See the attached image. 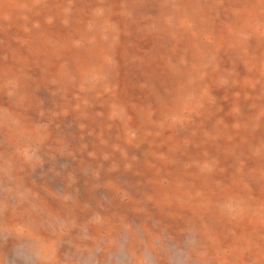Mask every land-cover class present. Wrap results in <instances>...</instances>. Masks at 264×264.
Here are the masks:
<instances>
[{"label": "rangeland", "instance_id": "obj_1", "mask_svg": "<svg viewBox=\"0 0 264 264\" xmlns=\"http://www.w3.org/2000/svg\"><path fill=\"white\" fill-rule=\"evenodd\" d=\"M263 180L264 0H0V264H264Z\"/></svg>", "mask_w": 264, "mask_h": 264}, {"label": "bare ground", "instance_id": "obj_2", "mask_svg": "<svg viewBox=\"0 0 264 264\" xmlns=\"http://www.w3.org/2000/svg\"><path fill=\"white\" fill-rule=\"evenodd\" d=\"M15 4H17V2H16ZM13 8H15V7L13 6ZM253 173H255V172H253ZM255 175H256V174H255ZM250 176H251V175H249V177H250ZM241 180H242V182H244L245 180H247V182H248V179H246V178H242ZM231 181H233V180H231ZM263 181H264V180H263ZM233 182H234V181H233ZM228 183H229V182H228ZM244 185H245V184H244ZM254 185H255V184H254ZM261 185H262V184H261ZM256 186H257V185H255L253 188H251V192L253 193V195L259 193L258 190H260V189H257ZM230 190H231V189H230ZM230 190H229L228 192H230ZM241 191H242V193L247 194L246 192L249 191L248 186H247L246 189H243V188H242ZM260 192H261V191H260ZM248 193H249V192H248ZM245 194H244V196H245ZM259 194H260V193H259ZM263 195H264V192H263ZM246 197H251V196H250L249 194H247ZM259 200H260V199H259ZM259 200H257V198H252V199H250L249 201L252 202V203L255 205V207H256V205H257V203L259 202ZM255 207H254V208H255ZM254 208H253V209H254ZM244 210H248V208H246V207H242V212H243ZM249 210H250V209H249ZM245 212H246V211H244L243 213L246 214Z\"/></svg>", "mask_w": 264, "mask_h": 264}]
</instances>
